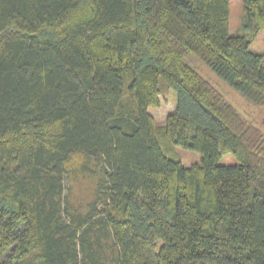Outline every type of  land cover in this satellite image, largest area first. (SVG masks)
I'll use <instances>...</instances> for the list:
<instances>
[{"label": "trees", "instance_id": "1", "mask_svg": "<svg viewBox=\"0 0 264 264\" xmlns=\"http://www.w3.org/2000/svg\"><path fill=\"white\" fill-rule=\"evenodd\" d=\"M241 1L0 0V264H264V133L194 68L264 107Z\"/></svg>", "mask_w": 264, "mask_h": 264}, {"label": "rangeland", "instance_id": "2", "mask_svg": "<svg viewBox=\"0 0 264 264\" xmlns=\"http://www.w3.org/2000/svg\"><path fill=\"white\" fill-rule=\"evenodd\" d=\"M229 32H236L240 23V16L243 12L241 0H229ZM251 49L257 53H264V32H259L254 39ZM195 70L201 77L207 80L216 90H218L225 100L230 103L245 119L253 123L264 133V107H259L248 101L240 92L231 88L225 81L220 79L209 67L205 64L196 61L194 64ZM162 90L165 86L162 80L159 82ZM175 102V94L171 90L163 91L158 107H150L149 113L154 117L155 121L160 124L165 118V115L172 111ZM176 151L180 156L183 166L188 167L192 164L200 163V155L197 152L177 147ZM221 163L235 164L236 160L231 154L223 156Z\"/></svg>", "mask_w": 264, "mask_h": 264}]
</instances>
